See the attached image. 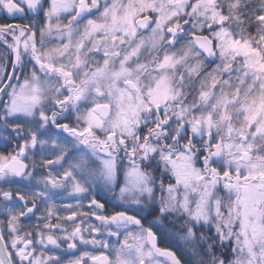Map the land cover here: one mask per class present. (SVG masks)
I'll use <instances>...</instances> for the list:
<instances>
[{
    "label": "snow or ice",
    "instance_id": "snow-or-ice-1",
    "mask_svg": "<svg viewBox=\"0 0 264 264\" xmlns=\"http://www.w3.org/2000/svg\"><path fill=\"white\" fill-rule=\"evenodd\" d=\"M247 8L244 0H0V17L14 21L0 23V46L14 57L0 56V138L23 141L0 153V181L39 187L0 188V264H64L78 245L85 250L68 264H182L158 247L153 227L180 241L186 264H264V0ZM101 51L102 63H90ZM201 56L221 63L201 75ZM194 77L198 97L189 100ZM28 152L42 157L40 180ZM152 163L175 183H158L145 170ZM100 192L111 194L113 211ZM64 194L77 201L64 206L69 216L52 203L35 234L18 226L39 211L37 198ZM149 205L159 217L146 228ZM217 245L230 258L217 257Z\"/></svg>",
    "mask_w": 264,
    "mask_h": 264
},
{
    "label": "flooded vegetation",
    "instance_id": "flooded-vegetation-1",
    "mask_svg": "<svg viewBox=\"0 0 264 264\" xmlns=\"http://www.w3.org/2000/svg\"><path fill=\"white\" fill-rule=\"evenodd\" d=\"M14 21H12L11 19L8 18H4V17H0V23H12ZM38 22L40 24H43L44 21L41 18H38ZM0 49L3 50V46H0ZM23 141L20 140H14L13 143L10 144H4L1 142L0 139V153L7 155L8 153H14L15 151H18L17 145L18 144H22ZM27 155V159H25V163L29 165V169H32V162L35 161L37 164V167L35 169H33V176L36 177V180H40V176L37 175V173H45L46 172L44 170H42L41 168H39V163L42 159L41 156L33 154L32 152H28L26 153ZM19 179V178H17ZM35 182L32 181L31 179H29L28 183L26 185H31L34 184ZM22 183H7L5 184L4 182L0 181V188H3L4 190H19L21 192H25L26 189L27 190H31V191H37L36 187L33 188H28L26 187V189H22ZM95 198L97 200H99L101 203L105 204L106 209L108 210V212H111L114 210V202L112 201V198H100V197H96ZM81 203H83L84 208L83 211L87 212L88 208V201H82ZM35 204L37 206V208L39 209V211L35 212V215L32 216L31 219L27 218V217H21L20 219V223H19V227L22 229L23 232H32L33 234H35L38 231V226L42 227V222L46 220L47 218V212L48 209L51 207L47 204L41 205L38 203V201L35 200ZM77 204V201L72 199L70 197V195L65 194V200L63 202H58L55 203V207L52 208L53 212L60 217H67L69 216L71 213L69 211H64V206L65 205H73L75 206ZM32 206V202H29V207ZM159 217V214H147L145 218L142 219V223L144 224V226L147 227H151V225L149 224V221H152L154 219H157ZM139 218V217H138ZM0 221H2L4 224L7 223V220L4 216V214L0 213ZM51 223L55 224L57 221L55 219L50 221ZM93 224H97L98 222L92 218V220L90 221ZM61 226L64 228H67L69 230H71V228L73 227V225L68 222L67 220H61L60 221ZM166 223V222H165ZM87 225H83V227H86ZM153 232H155L157 234V244L158 247L162 248V249H168L171 250L173 252L176 253V255L181 259L182 264H186V258L185 255L182 254L181 250L178 251V246H177V241L176 239L172 240L171 235L169 234H161L156 228H152ZM57 235H60L59 233ZM103 239V238H102ZM122 243V240L120 241ZM117 243L116 240L114 238L109 239V244H115ZM85 249H81L80 246L78 245L77 250H73L72 252L65 254V255H61V259L64 262V264H68V261L74 259L76 256H78L79 254L82 253V251H84ZM88 251H91V249H86ZM59 255V253H57ZM98 254V253H97ZM161 259V264H163V260L164 258H160Z\"/></svg>",
    "mask_w": 264,
    "mask_h": 264
},
{
    "label": "rangeland",
    "instance_id": "rangeland-1",
    "mask_svg": "<svg viewBox=\"0 0 264 264\" xmlns=\"http://www.w3.org/2000/svg\"><path fill=\"white\" fill-rule=\"evenodd\" d=\"M187 27V26H185ZM207 34V33H205ZM144 35H147V33H144ZM187 39H189V37H186L185 40H182L178 43L177 45V48L175 49H169V52H172V51H177L182 45H184L185 43H187ZM47 43V42H46ZM53 44H59L60 41L58 39H55L53 38V41H52ZM215 43V42H214ZM0 56H3L7 59L8 62H11L12 61V57L10 56V54L7 52V50L3 47V50L0 49ZM89 56L92 58L90 63H93V62H100L102 63V51L99 52V53H89ZM147 59V58H146ZM203 64V68L201 69V75H203V73L205 72H210L212 71L213 69H215L217 67L218 64L221 63V61L219 60V58L217 57V59L213 62V63H209L203 56H201L199 58ZM189 64H194V60H189ZM28 67H31L30 65ZM235 67V65H234ZM25 75L28 74V68L25 69ZM199 87H200V77H194L193 78V81H192V86H191V89L188 90V97H189V100H192L193 98L195 97H198V91H199ZM6 135V134H5ZM1 139V142L4 143V144H10V143H13L12 139H9V140H4L2 138ZM33 154H35L34 152H32ZM121 156V161L123 163V166L124 168H127L128 167V163L126 160H124L123 158V153L120 154ZM44 170V169H42ZM146 171H150L153 175V177H158L159 174H160V178L159 179H163V178H166V182L164 183L165 186H167L168 184H174L175 183V180L172 176V173L169 171L167 173H165L163 171V165H159V167H157L156 163H152L150 166H148L147 168H145ZM45 171V170H44ZM57 171H62L61 169H58ZM53 174L55 175L56 172H53ZM164 174V175H163ZM122 178V177H121ZM29 180H25L22 183V189H26V184L28 183ZM160 181V180H159ZM159 181H157L159 183ZM37 191L39 190V187H36ZM26 191H31V190H27ZM68 195V194H67ZM93 195H95L96 197H100V198H112L111 197V194L107 193V192H100L99 194L97 193H93ZM156 195H157V202L156 204L159 203V197L162 195V193L159 191V189L157 188L156 190ZM166 196V193L164 194ZM217 195V193H216ZM65 200V194L63 196H59V197H54L53 198V201L47 203V205L51 206L52 203H58V202H63ZM36 201H38L39 204L41 205H44L46 203H44L43 201H41L40 199H36ZM170 219H176V217H170ZM178 223H183V221H179L178 220ZM174 231H179L178 229H174ZM212 233H213V236H215V231L214 229L212 230ZM178 243H180V241H178ZM227 248V247H226ZM201 252H203L201 250ZM230 255V254H229Z\"/></svg>",
    "mask_w": 264,
    "mask_h": 264
},
{
    "label": "trees",
    "instance_id": "trees-1",
    "mask_svg": "<svg viewBox=\"0 0 264 264\" xmlns=\"http://www.w3.org/2000/svg\"><path fill=\"white\" fill-rule=\"evenodd\" d=\"M244 2L249 4V8L245 9L246 12L251 13V12H253V11H258L257 6L259 5L260 0H244ZM234 27H235V26H234ZM247 31H248L249 33L255 35V30H254V29H251V28H250V29H248ZM197 146H199V145H197ZM196 166H197V167H200L201 165L197 162ZM158 177L160 178V174H159ZM158 177H155V179H156L157 181L161 180V179H159ZM162 180H163L164 183L166 182V178H163ZM217 193H218V196H219V197H221L222 199L227 200V198H228V197H227V194H226L223 190H218ZM150 208H152L151 211H153V209H155V206H154V205H150ZM201 232H202V231H201ZM198 233H199V232H198ZM202 251H203V250H202ZM228 253H229V250H228L227 248L222 247V246H220V245H219V246H216V249H215V255H216L217 257L225 258L226 255H227Z\"/></svg>",
    "mask_w": 264,
    "mask_h": 264
},
{
    "label": "water",
    "instance_id": "water-1",
    "mask_svg": "<svg viewBox=\"0 0 264 264\" xmlns=\"http://www.w3.org/2000/svg\"><path fill=\"white\" fill-rule=\"evenodd\" d=\"M207 59L210 60V61L213 60V59H211V58H207Z\"/></svg>",
    "mask_w": 264,
    "mask_h": 264
}]
</instances>
